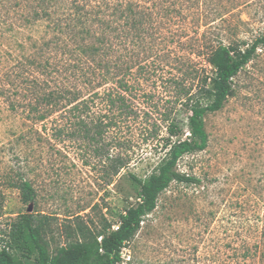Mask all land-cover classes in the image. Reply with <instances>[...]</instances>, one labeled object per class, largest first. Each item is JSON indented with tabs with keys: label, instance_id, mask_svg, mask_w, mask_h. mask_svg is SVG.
<instances>
[{
	"label": "rangeland",
	"instance_id": "rangeland-1",
	"mask_svg": "<svg viewBox=\"0 0 264 264\" xmlns=\"http://www.w3.org/2000/svg\"><path fill=\"white\" fill-rule=\"evenodd\" d=\"M13 2L0 0L2 71H9L11 55L18 49L13 38L17 25L9 8ZM194 10L192 18L178 16L170 22L173 28L186 24L187 36L182 35L181 44H172L170 53L159 54L169 63L163 72L158 70L164 78L143 81L136 99L138 119L119 134L125 137V146L118 148L125 167L111 181L103 175L102 162L112 147L105 146L98 157L81 139L55 135V122H48L41 132V124L25 123L23 113L11 111L0 97V232L15 212H28L51 254L56 246L80 244L73 215H81L85 222H98L102 215L116 221L117 214L138 202L127 175L144 178L164 155L161 139L166 130L160 119L175 106L172 75L188 69L187 62L198 68V77L203 69L208 72L206 45L216 35L224 44L236 39L251 42L264 30V0H200ZM196 80L186 78L184 84L188 87ZM233 82L223 107L204 117L206 148L177 162L178 171L198 182L173 181L159 194L154 210L121 248L118 264H264V48ZM178 116L184 120L185 111ZM186 136L185 127L172 139ZM19 167L37 193L25 206L7 180Z\"/></svg>",
	"mask_w": 264,
	"mask_h": 264
},
{
	"label": "trees",
	"instance_id": "trees-1",
	"mask_svg": "<svg viewBox=\"0 0 264 264\" xmlns=\"http://www.w3.org/2000/svg\"><path fill=\"white\" fill-rule=\"evenodd\" d=\"M198 2L14 0L9 8L17 25L13 38L18 49L11 55L14 62L6 68L9 71L0 70V97L11 111L23 113L25 123L41 124V132L47 130L48 122H55V135L81 139L98 157L105 146L112 147L102 162L103 175L111 181L125 167V156L119 151L125 137L119 134L138 119L136 99L143 81L162 80L158 70L163 72L169 63L159 54L170 53L172 44L184 42L187 25L173 28L172 21L178 16L192 18ZM163 47L166 51H159ZM261 48L264 30L251 42L236 39L224 44L216 35L206 45L208 72L203 69L198 77V68L187 62L188 69L172 75L175 106L160 119L166 130L161 139L164 155L144 178L127 175L138 202L117 214L116 221L102 215L98 222L89 219L87 223L81 215H73L80 244L56 246L49 254L31 214L19 210L0 232V264L121 262V248L139 230L142 218L154 210L159 194L173 181L198 182L178 171L177 162L206 148L205 115L223 107L233 92V78ZM186 78L198 80L187 87ZM181 110L186 113L184 120L178 116ZM185 127L188 136L173 140ZM38 135L40 140V131ZM7 180L21 205L35 201L36 189L21 167ZM53 236L51 229V240Z\"/></svg>",
	"mask_w": 264,
	"mask_h": 264
}]
</instances>
